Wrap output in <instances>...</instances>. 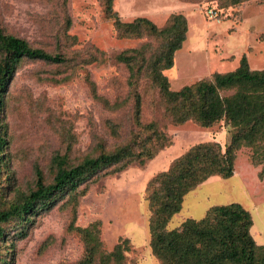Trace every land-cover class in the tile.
<instances>
[{
  "label": "rangeland",
  "instance_id": "374dc122",
  "mask_svg": "<svg viewBox=\"0 0 264 264\" xmlns=\"http://www.w3.org/2000/svg\"><path fill=\"white\" fill-rule=\"evenodd\" d=\"M221 3L114 0L113 11L123 22L141 17L157 27L172 14L186 18V40L175 53L173 67L163 72L176 91L215 72L234 70L243 54L250 69L264 67V0L230 7ZM0 26L34 48L70 59L66 64L22 60L5 89L1 116L8 146L0 174L3 209L33 189L35 167L45 182L52 180L55 154L74 165L94 154L98 143L112 150L129 140L131 131L138 130L127 84L129 71L113 57L145 43L155 49L159 41L117 37L112 20L104 14L103 0H0ZM94 48L104 55L89 64H76L86 61ZM138 91L141 123L155 122L169 146L143 166L133 165L91 183L82 195L59 197L24 227L14 221L4 225L0 264H76L84 250L76 229L96 221L106 252L119 239H128L126 264H160L149 245L150 211L144 195L148 182L194 145L215 142L224 151L233 131L223 121L210 128L192 121L175 125L147 79L139 82ZM252 155L251 147L238 149L234 176L212 177L191 190L167 229L179 227L187 218H203L212 206L238 203L251 214L255 242L264 245V179L258 178L261 165Z\"/></svg>",
  "mask_w": 264,
  "mask_h": 264
},
{
  "label": "trees",
  "instance_id": "16d2710c",
  "mask_svg": "<svg viewBox=\"0 0 264 264\" xmlns=\"http://www.w3.org/2000/svg\"><path fill=\"white\" fill-rule=\"evenodd\" d=\"M113 1L103 0V11L112 20L117 37L159 41L155 49L145 43L113 57L129 71L127 84L133 101V122L138 130L131 131L129 140L112 150H105L103 144L98 143L94 154L74 165L55 154L51 159L53 177L49 183L35 167L33 189L7 208L0 209V240L6 235L4 225L10 221L24 227L41 211L51 208L59 197L82 195L91 183L133 165L143 166L169 146V139L155 122L142 124L140 121L142 99L138 87L145 78L157 90L165 114L173 124L192 121L210 128L223 121L233 131L224 151L215 142L194 145L148 182L144 195L150 211L148 228L152 254L160 264H264V245L257 244L251 234V214L238 203L212 206L203 218H187L179 227L167 229L169 220L181 210L184 197L191 190L212 177L234 176L235 152L241 147L253 149L252 158L256 165H261L258 178L264 179V67L250 69L243 54L234 70L215 72L210 78L171 90L163 72L173 67L175 53L186 40V18L172 14L162 27L141 17L123 22L113 11ZM219 1L223 7H230L250 0ZM103 55L104 52L94 48L86 61L76 64H89ZM22 60L51 64L70 61L60 54L34 48L26 40L5 33L0 26V174L6 165L8 146L6 125L1 116L5 89ZM111 130L116 132L114 128ZM80 187L83 188L79 190ZM99 227L100 222L96 221L76 229L84 249L76 264H126L129 240L119 239L111 251L106 252L102 248Z\"/></svg>",
  "mask_w": 264,
  "mask_h": 264
}]
</instances>
